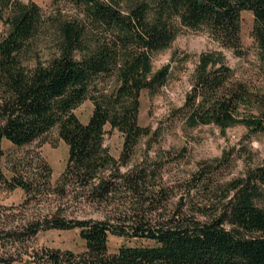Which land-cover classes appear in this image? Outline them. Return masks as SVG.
<instances>
[{"label": "trees", "instance_id": "obj_1", "mask_svg": "<svg viewBox=\"0 0 264 264\" xmlns=\"http://www.w3.org/2000/svg\"><path fill=\"white\" fill-rule=\"evenodd\" d=\"M59 1L74 13L59 9L45 19L34 2L0 0V191L20 188L27 203L51 196L58 202L27 219L0 203V264L23 260L16 243L58 229H78L85 251L43 247L29 255L33 264H264V162L226 179L236 156L224 150L171 178L169 167L186 156L184 148L151 157L162 127L139 121L141 92L156 94L174 78L172 64L156 70L153 57L184 29L207 32L243 57L241 13L252 12L264 79V0ZM46 26L53 53L30 65L31 43ZM191 77L171 119L186 129L242 125L264 135V90L239 76L223 50L201 53ZM86 100L93 111L82 122L75 109ZM117 129L124 140L119 158L104 140ZM55 130L68 146L55 183L43 158L30 167L4 166V140L24 147ZM147 137L145 156L133 163ZM88 207L102 218L78 214ZM112 235L136 243L111 253Z\"/></svg>", "mask_w": 264, "mask_h": 264}, {"label": "rangeland", "instance_id": "obj_2", "mask_svg": "<svg viewBox=\"0 0 264 264\" xmlns=\"http://www.w3.org/2000/svg\"><path fill=\"white\" fill-rule=\"evenodd\" d=\"M23 2H34L41 6L44 18H50L59 9L63 14L74 13L72 6L61 3L59 0H19ZM241 23V39L245 48V56H235L231 50L218 46L207 32L184 29L175 39L170 48L161 51L153 57L154 68L160 69L166 64L174 67V78L161 90L152 94L148 90L141 93L140 124L153 129L162 127V135L151 141L153 148L149 151L151 157H155L158 152L184 148L186 156L177 166H170L171 178L178 177L179 174H189L194 172L197 164L202 161H209L221 157L224 150L234 152L236 161L232 168L227 171L226 179L239 176L246 170V165L264 162V135L261 133H251L242 125L221 130L215 125L200 126L193 129H186L180 119H171L172 111L183 105L187 91L191 89L192 73L198 63L199 55L208 50H223L227 61L235 69L239 76L264 90V79L259 75L258 48L252 35L254 25V14L244 11ZM6 27L0 25V36L4 35ZM52 33L46 26L39 32L38 37L33 40L30 46V57L28 63L34 65L38 59L45 61L53 53ZM93 103L86 100L77 107L76 114L82 122H86L92 113ZM105 146L115 158L120 157L123 147V135L117 130H112L105 135ZM148 137L144 138L139 145L133 163L145 156L148 146ZM3 148L6 157L3 160L5 167H11L17 161H23L24 165L30 167L35 165L39 159L43 158L51 167L52 182L55 183L62 174V170L68 159V146L59 136L57 131H52L40 140L32 144L19 147L6 140L3 141ZM176 164V163H174ZM123 170L125 167L122 168ZM29 196L24 190L18 188L9 191H0V203L6 207L16 206L17 216L22 218L31 217L35 214H45L57 206L54 196L38 201L31 200L27 203ZM74 207L70 208L72 211ZM78 213V211H76ZM10 215L11 211L5 212ZM78 214L94 218H102V215L88 207L84 213ZM135 241H128L123 237L110 236L108 247L110 252L118 251L121 245H135ZM43 247L70 250L76 253L85 251V243L81 238L78 229L73 230H43L37 236L30 238L23 243H16L14 249L22 261L15 264H33L29 255L35 250Z\"/></svg>", "mask_w": 264, "mask_h": 264}]
</instances>
